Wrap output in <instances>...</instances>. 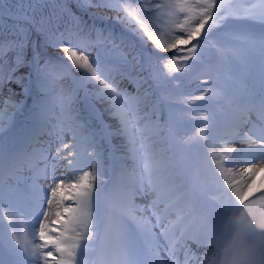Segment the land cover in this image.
<instances>
[{"label":"snow or ice","instance_id":"obj_1","mask_svg":"<svg viewBox=\"0 0 264 264\" xmlns=\"http://www.w3.org/2000/svg\"><path fill=\"white\" fill-rule=\"evenodd\" d=\"M0 96V264H264V0H0Z\"/></svg>","mask_w":264,"mask_h":264},{"label":"rangeland","instance_id":"obj_2","mask_svg":"<svg viewBox=\"0 0 264 264\" xmlns=\"http://www.w3.org/2000/svg\"><path fill=\"white\" fill-rule=\"evenodd\" d=\"M13 88H15V90L19 93L20 92V89L19 88H17L15 85H13ZM7 90H5V92H6ZM4 97L3 96H0V100H2ZM16 99L17 100H21V101H25L26 100V98L21 94V95H18L17 97H16ZM26 103H28L29 105L31 104V100L30 99H28V100H26ZM99 105V104H98ZM100 106V108L102 109V106L101 105H99ZM105 118H106V121H107V123H113V121H111L106 115L104 116ZM193 131H194V129H192ZM117 143L119 142V141H116ZM257 183H259V180L257 181ZM143 202H145L146 203V201H143ZM45 207H47V205L45 204Z\"/></svg>","mask_w":264,"mask_h":264},{"label":"clouds","instance_id":"obj_3","mask_svg":"<svg viewBox=\"0 0 264 264\" xmlns=\"http://www.w3.org/2000/svg\"><path fill=\"white\" fill-rule=\"evenodd\" d=\"M217 264H221V261H218ZM222 264H232L231 260L223 261Z\"/></svg>","mask_w":264,"mask_h":264},{"label":"trees","instance_id":"obj_4","mask_svg":"<svg viewBox=\"0 0 264 264\" xmlns=\"http://www.w3.org/2000/svg\"><path fill=\"white\" fill-rule=\"evenodd\" d=\"M52 51L56 52L57 50H52ZM188 83H189L188 81H185V84H188ZM186 86H188V85H186Z\"/></svg>","mask_w":264,"mask_h":264}]
</instances>
